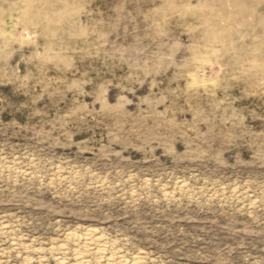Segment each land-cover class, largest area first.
<instances>
[{
  "label": "rangeland",
  "instance_id": "obj_1",
  "mask_svg": "<svg viewBox=\"0 0 264 264\" xmlns=\"http://www.w3.org/2000/svg\"><path fill=\"white\" fill-rule=\"evenodd\" d=\"M78 250L264 264V0H0V264Z\"/></svg>",
  "mask_w": 264,
  "mask_h": 264
},
{
  "label": "bare ground",
  "instance_id": "obj_2",
  "mask_svg": "<svg viewBox=\"0 0 264 264\" xmlns=\"http://www.w3.org/2000/svg\"><path fill=\"white\" fill-rule=\"evenodd\" d=\"M83 244L85 248H89L90 245L96 244L97 250L99 251V257L103 254L104 246L100 245L98 242V239L93 237V230L89 229L86 236L83 238ZM100 241V240H99ZM60 249H64L63 247H60ZM82 252H85L84 250H78L75 252V264H88L87 260L84 258ZM118 259L120 262L124 263L125 259L121 255H116L114 252L110 253L109 260L111 259ZM130 264H143V262L139 258H135Z\"/></svg>",
  "mask_w": 264,
  "mask_h": 264
}]
</instances>
